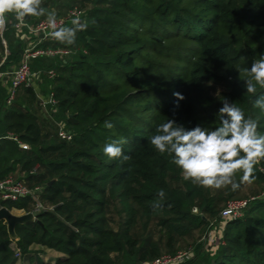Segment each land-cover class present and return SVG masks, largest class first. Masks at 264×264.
Returning a JSON list of instances; mask_svg holds the SVG:
<instances>
[{"label":"trees","instance_id":"trees-1","mask_svg":"<svg viewBox=\"0 0 264 264\" xmlns=\"http://www.w3.org/2000/svg\"><path fill=\"white\" fill-rule=\"evenodd\" d=\"M83 1L42 0V7L58 18ZM88 1L87 27L77 31L74 44L52 37L38 46L70 54L30 62L46 80L43 93L48 98L52 92L57 101L56 108L47 106L49 113L35 86L19 88L8 104L7 73L21 64L27 43L15 30L14 13L6 14L7 26L0 29V181L16 176L32 190L40 188L44 207H54L38 214L42 225H17V241L0 222V264H17L14 244L30 264H49L45 250L62 254L55 264H140L175 254L182 239L208 226L194 209L217 219L224 207L211 188L185 179L173 156L155 149L150 138L157 127L173 119L187 130H215L227 99L264 134V112L255 106L264 87L247 94V76L237 71L264 56V0ZM46 18L25 21L35 25ZM209 83L224 85L226 92L212 97ZM105 121L114 127L106 128ZM60 122L73 133L71 141L58 137ZM9 133L21 145L4 138ZM121 137L129 159L110 160L103 149ZM262 170L264 159L255 166L253 183L264 184ZM239 189L230 188V198ZM35 205L30 195L0 201L26 212ZM112 206L122 217L116 230L108 225ZM152 223L158 231H149ZM195 250V258L182 264H264V200L251 202L242 218L224 221L214 259L201 244Z\"/></svg>","mask_w":264,"mask_h":264},{"label":"clouds","instance_id":"clouds-1","mask_svg":"<svg viewBox=\"0 0 264 264\" xmlns=\"http://www.w3.org/2000/svg\"><path fill=\"white\" fill-rule=\"evenodd\" d=\"M10 13H14L17 20L46 15L47 23L54 29L51 35L69 45L75 43L77 31L87 27L85 22L75 19L73 27L57 28L56 12L43 8L42 0H0V29L6 28V14ZM237 71L247 76L244 80L247 94H256L257 85L264 87V56L254 60L251 68ZM174 95L178 100L184 99L180 93ZM255 106L264 112V97L256 100ZM218 121L215 130L200 126L187 130L175 120L168 119L157 127V134L150 138V143L160 153L174 157L172 162L182 170L185 179L206 188L231 186L235 191L241 184L253 182L255 166L264 159V134L258 132L256 120L246 118L242 109L227 99L219 109ZM105 127L111 129L114 125L105 121ZM127 142L121 137L105 145L103 152L110 160H127L129 157L123 152V145ZM241 172L238 183L235 178ZM158 196L161 199L165 197L163 189ZM154 207L159 208L160 205L157 203Z\"/></svg>","mask_w":264,"mask_h":264},{"label":"built area","instance_id":"built-area-1","mask_svg":"<svg viewBox=\"0 0 264 264\" xmlns=\"http://www.w3.org/2000/svg\"><path fill=\"white\" fill-rule=\"evenodd\" d=\"M79 19L82 22H86V16L78 8H72L69 12L61 17L57 18V28L61 27H73L72 21ZM15 30L23 34L24 40H27L28 46L23 55V60L21 64L13 70L9 75L11 82L10 96L8 98V104H11L14 101L16 92L19 88L26 86L29 87L34 80L41 79V73L35 72L31 69L30 62L33 59L39 57H55L57 55L65 56L70 54V51L67 50H54V49H45L38 48L41 43H44L47 39L52 38V31L54 30L48 23L47 18L40 20L35 25H29L26 23L25 18L23 20H17L15 23ZM6 45V42H4ZM49 77H55L54 71L48 72ZM1 76V73H0ZM44 107L52 105V107L57 106V101L54 99V94L51 92L48 99L42 103ZM58 137L65 141H71L73 139V133L67 130L64 124H59ZM6 139H11L18 142L21 145V142L18 140L17 136L13 133H9ZM2 138H0L1 141ZM264 173V170H262ZM40 188L34 190L30 189L26 183L9 177L6 180L0 181V201H11L16 202L22 197L32 196L36 202L35 208L30 212H36L39 214L44 211V206L39 200ZM255 199L249 200H231L227 205L221 210L219 217L220 219L218 226L224 227L225 220H236L244 216L246 210L248 209L251 202ZM2 206H0L1 208ZM23 213H29L24 210H19ZM198 209H194V213H197ZM223 237V231L221 232ZM204 243H208L213 246L217 243V237L212 228H210L205 237ZM15 254L17 259H21V250L18 247H15ZM195 257V250L189 248L187 250H180L175 254H165L153 260H146L140 264H182L188 261H191Z\"/></svg>","mask_w":264,"mask_h":264},{"label":"rangeland","instance_id":"rangeland-1","mask_svg":"<svg viewBox=\"0 0 264 264\" xmlns=\"http://www.w3.org/2000/svg\"><path fill=\"white\" fill-rule=\"evenodd\" d=\"M78 1H83V0H78ZM78 8L79 10H81L83 12V14L86 16L88 15L89 10L92 7V3L90 1L87 2V0H84L83 2H78L77 5H75L73 8ZM43 78V75H42ZM40 84V85H39ZM39 85L43 88V92L44 89L46 88V80H34L33 83L29 86H36ZM207 90L209 92V94L212 97L215 98H219L221 97V95L223 93L226 92V87L224 85H217L214 83H209L207 85ZM45 91H47L45 89ZM48 93V91H47ZM43 96H45L44 93H42ZM56 108V107H55ZM56 110V109H55ZM45 113H49L50 109H48V107L46 106L44 108ZM53 111V110H51ZM59 124H64V122H60L57 125V127H59ZM67 128V127H66ZM14 179H17V177H13ZM231 186H227L221 189H215V188H211V192L212 194L217 198V200L219 201V207L222 209L223 207H225L227 205V203L231 200H249V199H255V200H264V184H259V183H244V185L242 187H240L238 195L230 198V189ZM117 209L115 206H112L110 208V212L108 214V225L110 228L113 229H118L120 226V223L122 222V217L118 214ZM14 212L16 213H21V211L17 210V209H12ZM44 210H49V211H53L54 207L53 206H49V207H44ZM196 214H199L205 218H208V226L205 228V230H201V231H197L195 232V234L191 237L188 236L185 239H182L181 242L178 245V249L180 250H187L189 248H193L195 250L196 246L201 244L203 247V250L205 253L208 254V257L210 259H214L215 255H216V251L215 248H217L219 245L223 244V237L221 232L224 230V227H219L218 223L220 222V219H210L208 216L204 215L200 210H198V212ZM138 227V228H137ZM137 231L140 232L141 231V224L137 225ZM212 228L216 237H217V243L213 246L209 245L208 243H204V237L207 233V231ZM149 231L151 232H156L158 231V228L156 227L155 223L150 224L149 226ZM158 234L155 233V237H157ZM18 239H15V241H17ZM16 243V242H15ZM14 247H18L17 244H14ZM60 253L53 251V250H45L44 254H43V258L46 261V263L52 264V261H55L59 258ZM166 254V253H165ZM163 254V255H165ZM195 254L196 250H195ZM62 256V254H60ZM162 256V255H161ZM47 258L49 261H47ZM195 258V257H194ZM17 264H29L27 261H25V259H23V257L21 259H18Z\"/></svg>","mask_w":264,"mask_h":264},{"label":"water","instance_id":"water-1","mask_svg":"<svg viewBox=\"0 0 264 264\" xmlns=\"http://www.w3.org/2000/svg\"><path fill=\"white\" fill-rule=\"evenodd\" d=\"M54 181L55 180H52L49 183V185H51V183ZM1 221H5L8 228V233L12 240L17 239V234H16L17 225H23L34 222L42 225V223L38 220V214L36 212L16 213L13 210H10L6 207L0 208V222Z\"/></svg>","mask_w":264,"mask_h":264},{"label":"crops","instance_id":"crops-1","mask_svg":"<svg viewBox=\"0 0 264 264\" xmlns=\"http://www.w3.org/2000/svg\"><path fill=\"white\" fill-rule=\"evenodd\" d=\"M23 41H25L26 43H27V46H28V42H27V40H24V38H23ZM42 77V76H41ZM42 80H43V78H41ZM40 85V84H39ZM39 85H37L36 86V93H37V96H38V99L40 100V101H42V103H44L48 98H47V96L45 95V96H43V88L41 87V86H39ZM59 257L61 256L60 254L58 255ZM47 261H49L48 260V258H47ZM46 262V261H45ZM51 262H52V264H55V261H52L51 260ZM30 264V263H29Z\"/></svg>","mask_w":264,"mask_h":264}]
</instances>
